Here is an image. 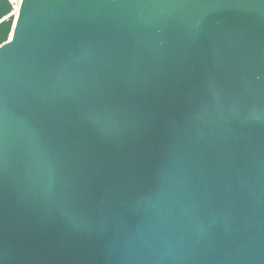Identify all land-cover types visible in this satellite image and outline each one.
I'll return each instance as SVG.
<instances>
[{
	"label": "water",
	"instance_id": "1",
	"mask_svg": "<svg viewBox=\"0 0 264 264\" xmlns=\"http://www.w3.org/2000/svg\"><path fill=\"white\" fill-rule=\"evenodd\" d=\"M9 3L0 264H264V2Z\"/></svg>",
	"mask_w": 264,
	"mask_h": 264
},
{
	"label": "built area",
	"instance_id": "2",
	"mask_svg": "<svg viewBox=\"0 0 264 264\" xmlns=\"http://www.w3.org/2000/svg\"><path fill=\"white\" fill-rule=\"evenodd\" d=\"M12 5V12L16 16L18 14L19 8H20V0H9Z\"/></svg>",
	"mask_w": 264,
	"mask_h": 264
},
{
	"label": "snow or ice",
	"instance_id": "3",
	"mask_svg": "<svg viewBox=\"0 0 264 264\" xmlns=\"http://www.w3.org/2000/svg\"><path fill=\"white\" fill-rule=\"evenodd\" d=\"M262 2H264V0H262ZM8 3H9V0H8ZM19 4H20L21 7H22V5H23V0H20ZM9 5H10V3H9ZM5 10H8V9H5Z\"/></svg>",
	"mask_w": 264,
	"mask_h": 264
}]
</instances>
